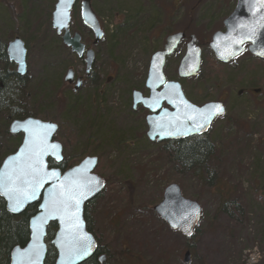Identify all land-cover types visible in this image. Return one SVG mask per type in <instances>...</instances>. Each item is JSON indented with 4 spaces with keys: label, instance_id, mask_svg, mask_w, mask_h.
<instances>
[{
    "label": "rangeland",
    "instance_id": "374dc122",
    "mask_svg": "<svg viewBox=\"0 0 264 264\" xmlns=\"http://www.w3.org/2000/svg\"><path fill=\"white\" fill-rule=\"evenodd\" d=\"M81 1L70 28L75 30L77 17L79 33L89 36ZM232 1L93 0L105 32L96 67L106 81L112 78L99 99L90 83L79 93L65 86L69 67L85 74V66L70 56L52 27L57 0H0V42L26 41L31 88L21 95L25 109L59 126L55 140L63 145L64 161L75 166L85 157L99 159L94 173L106 187L86 206V214L91 233L107 252H101L106 264H185L186 238L154 211L171 184L202 208L195 239L199 261L192 264H264V61L242 57L235 64L243 69L238 74L219 65L208 46ZM179 32L187 38L167 60L168 80H179L180 61L195 36L205 52L204 77L186 80V90L215 87L216 100L227 94L229 113L215 125L214 165L208 170L186 167L174 152L150 142L146 113L132 109L133 90L145 92L152 56L163 50L167 36ZM242 82L260 88L259 96L237 99L233 88ZM6 122L0 116V167L23 138L8 133Z\"/></svg>",
    "mask_w": 264,
    "mask_h": 264
},
{
    "label": "water",
    "instance_id": "95a60500",
    "mask_svg": "<svg viewBox=\"0 0 264 264\" xmlns=\"http://www.w3.org/2000/svg\"><path fill=\"white\" fill-rule=\"evenodd\" d=\"M78 0H57L52 14V27L58 36L63 37L65 46L71 48L72 53L79 58L84 57L85 46L79 34L72 37L70 25L72 11ZM264 8L258 0H238L233 16L225 21L226 33L218 32L210 43L217 61L229 64L235 58L245 52V45H250V53L264 61V20L259 13ZM81 19L86 28L95 36L94 44H98L104 37L100 22L92 8V0H84L81 6ZM186 34L179 32L166 37L163 50L156 52L150 62L146 87L151 90V98L145 99L141 92L133 93L134 107L143 105L157 112L166 102L172 112L163 111L148 119L150 129L148 137L155 141L170 139H186L190 136H198L207 132L209 125L216 118H223L226 109L221 102L211 103L203 108H198L189 103L183 95L181 85L178 82H168L164 70L167 59L172 56L183 42ZM9 60L17 67V74L25 77L28 73L27 49L20 38H15L7 47ZM95 61V53L90 50L86 54V74L90 75ZM202 65V50L198 46V40L191 36L186 46V52L178 67L180 80L195 78ZM74 72L68 71L65 82L72 84ZM82 86L79 80L75 86L78 91ZM164 87L162 92L158 90ZM259 93V91H257ZM219 104L223 107L222 115L211 118L210 123L200 119V115L207 114L208 107ZM202 118V117H201ZM203 124L204 127H200ZM49 125H55L50 128ZM59 126L53 122L42 121L29 117L24 120H14L9 126V133L13 136L22 135V143L18 150L8 156L0 167V177L4 178L3 186L0 187V198L6 203L7 212L14 216H20L33 205H38V212L29 221L30 240L23 248L15 247L10 255V264H45L48 255L46 238L48 229L55 224L57 231L51 246L56 251L55 264H85L93 257H97L98 264H106L107 256L99 254V246L96 238L88 230L85 209L105 189V181L94 172L99 164L97 157H86L78 165L62 171L59 168H51L49 161L56 165L63 163V145L55 140ZM55 145V147H52ZM43 150L40 157L42 165L40 178L42 183L35 189V195L28 199L21 196L22 191H30L28 184L23 181H32L30 175L34 165V152ZM5 174L20 177L16 184H10ZM99 179L100 186H95L90 181ZM20 191H13L14 188ZM91 189V190H89ZM64 193L61 197L59 194ZM84 192L82 197L79 193ZM18 196L23 201L17 210H11L13 202L10 197ZM79 197V208L65 209L63 205L55 202L60 199L67 200L69 197ZM73 203V201H69ZM54 207L58 210L54 211ZM159 218L172 230L181 233L190 239L195 235L202 219V208L196 201L185 198L180 186L171 184L164 190L162 201L154 208ZM190 233V234H189ZM86 249V250H85ZM39 251V258L35 251ZM191 253L188 251L184 256V263L190 264Z\"/></svg>",
    "mask_w": 264,
    "mask_h": 264
},
{
    "label": "trees",
    "instance_id": "16d2710c",
    "mask_svg": "<svg viewBox=\"0 0 264 264\" xmlns=\"http://www.w3.org/2000/svg\"><path fill=\"white\" fill-rule=\"evenodd\" d=\"M77 13L75 12V15ZM75 19V30L80 31L79 20L77 17ZM25 41V39H24ZM26 43V41H25ZM31 83L28 81V77L19 76L16 72V67L9 60L7 53V45L0 42V116H5L7 118L6 128L9 127L11 122L14 120H24L29 117L36 118L33 112L25 109L22 102L21 95L23 92L30 90ZM44 84L39 87V92L42 94ZM74 108H70L71 114H74ZM9 133V132H8ZM21 140L18 139V142ZM207 154L208 149L203 146H189L184 147L179 151V155L176 154V159H180L182 164L186 167H192L197 162L205 158L204 154ZM14 152H11V154ZM9 154V155H11ZM7 155V157L9 156ZM83 160V159H82ZM51 168H59L63 172L72 168L67 161H64L60 165H56L54 162L50 161ZM38 212V205L30 206L25 213L20 216H14L7 212L6 203L2 198H0V264H10V255L15 247H25L30 240V230L29 221ZM86 222L89 229V222L87 214L85 213ZM57 227L55 224L51 225L48 229V255L45 264H55L57 254L53 246H51V241L53 240ZM90 230V229H89ZM91 232V231H90ZM199 236L198 230L195 235L190 239H185L184 252L191 253V262H198V256L196 254V242L195 239ZM100 248V247H99ZM101 253H107L103 248L99 249ZM184 261V260H183ZM85 264H98L97 257H93L90 261Z\"/></svg>",
    "mask_w": 264,
    "mask_h": 264
},
{
    "label": "flooded vegetation",
    "instance_id": "af4514ba",
    "mask_svg": "<svg viewBox=\"0 0 264 264\" xmlns=\"http://www.w3.org/2000/svg\"><path fill=\"white\" fill-rule=\"evenodd\" d=\"M84 1V0H83ZM83 1H81V5L80 7L82 6V3ZM93 2V0H92ZM232 6H231V12L225 17L224 20H222V29L215 32L213 34V36L218 33V32H222V33H226V28H225V21L228 20L230 17L233 16V13L235 12V9L237 7V3H238V0H233L232 2ZM93 8V6H92ZM94 10V9H93ZM95 12V11H94ZM96 14V12H95ZM99 22H100V25H101V28L103 29V25L101 24V21L98 17V15L96 14ZM104 31V29H103ZM70 32H71V35L72 37L75 36L76 34H79L82 38V43L84 44L85 46V51H84V57L82 58H79L76 54L72 53L71 51V48L67 47L64 45L63 43V37H61V42H62V45L64 46V48H66L69 53H70V56H72L73 58L76 59V57L82 62V64L85 66V74H81V72H78L76 70V68L74 66H70L69 69L67 70L70 71L72 70L74 72V81L72 84H69V83H66L65 82V78H64V83H65V86L70 88L73 92L75 93H79L81 90H83V88L87 85V84H91L92 86H96L95 88L97 89L96 92H97V97L100 99L103 94H104V89L106 87V85H108L109 83H111V80L112 78H109L107 81L105 80V77H104V74H102V72H99L97 70V61L99 59V50H98V46L100 43L98 44H94V41H95V36L93 34V32L91 30H89V36H84L83 34H80L79 32H77L76 30H74L72 27L70 28ZM187 36V35H186ZM212 36V38H213ZM86 39H92L93 41L92 42H87ZM212 41V39H211ZM211 43V42H210ZM210 43L208 44L209 46V49H210V53L211 55L215 58V60L217 61L216 59V56L214 54V52L211 50L210 48ZM201 49H202V46H200ZM249 47L250 45H245V52H243L240 56H238L237 58H235L233 61H231L229 64H222L220 63L219 61H217V63L221 66H229L230 68H233L234 71L238 74H241L243 72V69H241L240 67L238 68L237 66L235 67V64L236 62L242 58V57H247L249 59H255V60H261L255 56H253L250 51H249ZM94 51L95 53V61H94V64H93V67H92V70H91V73L90 75H87L86 74V67H87V64L85 62V59H86V54L88 51ZM205 53L202 49V63H203V57H204V54ZM234 65V66H233ZM15 66V65H14ZM16 67V66H15ZM201 68H202V65H201ZM67 74V73H66ZM203 75L201 74V69H200V73L197 77H195V79H203ZM194 79V78H192ZM81 81L82 83V86L81 88L78 90V91H75V86L76 84L78 83V81ZM147 80V79H146ZM186 80H190V79H185V80H168L167 78V81L168 82H178L180 83L181 85V89H182V92H183V95L184 97L186 98V100L191 103L192 105L198 107V108H203L211 103H217V102H221L224 104V107L226 109V115L225 117L223 118H216L214 121H212V123L209 125L208 129H207V132L206 133H203L202 135H198V136H190L186 139H170V140H164V141H159V137H157L155 139V141H152L149 139L148 137V132H149V129H150V125H149V121L148 119L154 115H159L161 114L163 111H167V112H172L173 109L165 102L162 107L155 113H153L151 111V109H148L146 107H144L143 105H138L137 107H134V98H133V93L135 91H138V90H133L132 92V96H131V102H132V109L134 111H138L139 108L146 113L145 115V121H144V124L147 128V133H146V136L148 138V140L150 142H152L153 144H159L162 146L163 150L165 152H169V151H172L174 152L175 154L179 155V151H181L182 148L184 147H189V146H199V145H203L205 146L208 151H207V154H206V151H205V158L199 162H197L196 164H194L193 166L196 167L197 166H201L202 168L204 169H210L211 165H214L212 164L214 162V155H215V150H216V144H215V141L213 140V133H214V128H215V125L219 122H221L222 120H224L227 116V114L229 113V108L227 106V104L225 103L227 101V94H225V92H223V94H225V96L223 97H220L218 98L219 100H216L214 99V91H215V87H212L211 89H206V86H195L194 90L192 91V94L191 92L189 93L187 90H186V87H185V81ZM243 83V82H242ZM239 83V84H235V88H233V92L235 93L237 99H239L240 101L245 98V97H251L253 99L257 98V96H259L258 94H260V91L261 89L260 88H255L253 86L252 83H250V85H247L246 82L245 83ZM145 92H141L143 97L145 99H150L151 98V90L149 88L146 87V81H145ZM164 89V87H162L161 89L158 90V93L162 92V90ZM257 91H259V93H257ZM192 97V98H191ZM238 109V108H236ZM202 115H200V119L203 120V118H201ZM229 119V117L227 118V120ZM232 125L235 124V121H233V123H231ZM230 132H232L231 128L229 129ZM227 140H230L231 141V136H227ZM232 142V141H231ZM230 142V143H231ZM180 160V159H179ZM181 161V160H180ZM182 163V161H181Z\"/></svg>",
    "mask_w": 264,
    "mask_h": 264
},
{
    "label": "snow or ice",
    "instance_id": "6c2138e0",
    "mask_svg": "<svg viewBox=\"0 0 264 264\" xmlns=\"http://www.w3.org/2000/svg\"><path fill=\"white\" fill-rule=\"evenodd\" d=\"M253 2L255 3L256 0H253ZM259 2V5L264 8V0H258ZM258 15H260L261 19L264 20V12L262 13H259ZM224 112V109L221 105L219 104H214V105H211L208 107V110H207V114H203L202 113V118L204 119V121L206 123H210V120L212 117L214 116H218V115H222ZM50 128H55V125H49ZM200 127H204L203 124L200 125ZM52 147H55V145H52ZM43 154V150H40V151H36L34 152V155L36 157L35 159V162H34V165H30L32 171L30 173V175L32 176V181L29 182V181H23L24 183L28 184V187L30 188V191H22L20 194L21 196H23L24 199H28L30 198L31 196H34L35 195V189L37 187H39L42 183V178H40V173H41V167H39L38 165H42V161L40 159V157L42 156ZM5 177L7 178V181L10 183V184H16V182L18 180H20V177L19 176H16L15 178H13L12 175H8V174H5ZM3 180L4 178L0 177V187L3 186ZM90 183H94L95 186H100L101 182L99 181V179H96L94 182L93 181H90ZM91 190V189H89ZM13 191H20V189L17 187V188H14ZM85 193L84 192H80L79 193V197H82ZM61 197L64 196V193H60L59 194ZM79 197L77 196H72V197H69L67 200L65 199H60V200H57L55 203L57 205H63V207L67 210L69 208H76L78 210L79 208ZM10 199L12 200L13 202V206L11 208V210L15 211L18 209V207L20 206V204L23 202L20 197L18 196H13V197H10ZM69 201H73V203H69ZM55 210H58V208H55L54 207V211ZM190 234V233H189ZM86 250V249H85ZM35 251V255L37 256V258H39V251L38 250H34Z\"/></svg>",
    "mask_w": 264,
    "mask_h": 264
}]
</instances>
